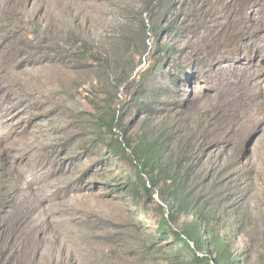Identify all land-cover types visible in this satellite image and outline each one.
Masks as SVG:
<instances>
[{
  "label": "rangeland",
  "instance_id": "rangeland-1",
  "mask_svg": "<svg viewBox=\"0 0 264 264\" xmlns=\"http://www.w3.org/2000/svg\"><path fill=\"white\" fill-rule=\"evenodd\" d=\"M148 1L0 0V264H181L106 148L144 133L264 264V0Z\"/></svg>",
  "mask_w": 264,
  "mask_h": 264
},
{
  "label": "trees",
  "instance_id": "trees-1",
  "mask_svg": "<svg viewBox=\"0 0 264 264\" xmlns=\"http://www.w3.org/2000/svg\"><path fill=\"white\" fill-rule=\"evenodd\" d=\"M159 1L162 9L180 0ZM146 6L147 10L150 9L152 0H149ZM160 15L162 20L167 12ZM161 20L155 26V31L168 29L170 23L164 28V21ZM163 49V55L167 57V52L172 48L166 46ZM115 121L113 114L109 124L110 131L114 128ZM119 126L121 129L124 128L122 124ZM106 148L133 163V174L139 189L149 195L152 190H156L159 199L168 208L164 213L163 207L159 206L161 214L159 231L163 238L171 235L179 244L178 255L181 264L237 263L231 252L228 234L222 224L223 218L212 207L211 195L207 192L208 179L193 186L191 172L168 155L167 147L162 141L149 137L146 133L136 139L123 135L122 140L116 139L113 144H106ZM198 189L200 193L197 194ZM181 217L190 219L180 221Z\"/></svg>",
  "mask_w": 264,
  "mask_h": 264
},
{
  "label": "bare ground",
  "instance_id": "bare-ground-1",
  "mask_svg": "<svg viewBox=\"0 0 264 264\" xmlns=\"http://www.w3.org/2000/svg\"><path fill=\"white\" fill-rule=\"evenodd\" d=\"M253 47H254V46H253ZM255 47H256V46H255ZM256 48H257V47H256ZM237 75H238V74H237ZM237 75H236V76H237ZM239 77H240V76H239ZM237 80H238V79H237Z\"/></svg>",
  "mask_w": 264,
  "mask_h": 264
}]
</instances>
